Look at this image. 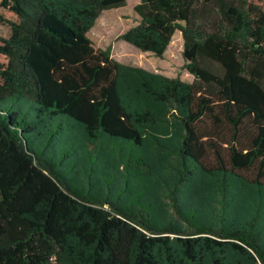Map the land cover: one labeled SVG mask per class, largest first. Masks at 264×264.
Masks as SVG:
<instances>
[{
    "label": "trees",
    "instance_id": "1",
    "mask_svg": "<svg viewBox=\"0 0 264 264\" xmlns=\"http://www.w3.org/2000/svg\"><path fill=\"white\" fill-rule=\"evenodd\" d=\"M126 3L0 2V264H264L256 219L217 226L188 195L264 200V0H140L120 38L163 58L181 32L192 83L94 47L96 20ZM106 142L134 179L175 169L185 228L104 170L80 179L86 146Z\"/></svg>",
    "mask_w": 264,
    "mask_h": 264
},
{
    "label": "rangeland",
    "instance_id": "2",
    "mask_svg": "<svg viewBox=\"0 0 264 264\" xmlns=\"http://www.w3.org/2000/svg\"><path fill=\"white\" fill-rule=\"evenodd\" d=\"M140 0H127L126 6L118 9L104 11L96 20L88 36L98 50H106L112 47V57L123 65L140 67L146 71L155 74H161L169 78L180 77L184 82L192 83L194 77L185 70L184 58V39L181 32H177L170 43L163 58H159L153 53L143 52L140 49L129 44L120 37L130 28L140 22V16L135 11V7ZM0 35L7 36L8 29L0 25ZM83 139V138H82ZM85 142V140L83 139ZM89 144L88 142H85ZM88 151L97 158L93 164L89 160L83 159L75 172L80 174V179L87 184L91 178L98 176L99 170L106 173L122 193H126L125 198L139 199L146 194L145 199L152 201L160 215L161 220L173 222L181 228H185L184 221L177 215L171 206L170 191L174 188L175 169L159 171L157 176L147 175L141 179H134L129 174L126 166L121 160H118L119 150L116 145L106 142L95 144V148L88 147ZM127 151V150H126ZM121 155V154H120ZM100 157V158H99ZM175 163V156L172 157ZM98 167H96V163ZM93 166H95L93 171ZM131 169V168H130ZM127 177H130L129 187L127 188ZM172 186V187H171ZM171 187V189L169 188ZM193 189V188H192ZM191 189V190H192ZM195 205L201 210L205 220L220 226L223 219L228 221H247L253 219L257 221V229L263 232L264 239V200L262 196L253 192L245 195H237L232 201L231 207H227L225 202L226 195L217 188V186H200L188 193ZM228 209V212H227ZM264 242V241H263Z\"/></svg>",
    "mask_w": 264,
    "mask_h": 264
},
{
    "label": "built area",
    "instance_id": "3",
    "mask_svg": "<svg viewBox=\"0 0 264 264\" xmlns=\"http://www.w3.org/2000/svg\"><path fill=\"white\" fill-rule=\"evenodd\" d=\"M2 0H0V2H1Z\"/></svg>",
    "mask_w": 264,
    "mask_h": 264
}]
</instances>
